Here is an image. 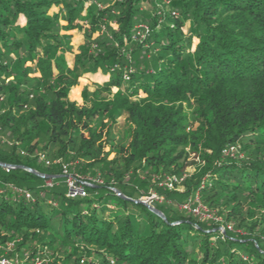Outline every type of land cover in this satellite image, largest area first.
<instances>
[{
    "label": "trees",
    "instance_id": "obj_1",
    "mask_svg": "<svg viewBox=\"0 0 264 264\" xmlns=\"http://www.w3.org/2000/svg\"><path fill=\"white\" fill-rule=\"evenodd\" d=\"M72 29L83 41L70 63ZM185 147L205 165L189 204L244 236L167 202L162 218L106 186L69 196L0 166V256L11 244L19 264H264V0H0V162L58 175L45 160L60 158L106 183L135 170L160 193Z\"/></svg>",
    "mask_w": 264,
    "mask_h": 264
},
{
    "label": "rangeland",
    "instance_id": "obj_2",
    "mask_svg": "<svg viewBox=\"0 0 264 264\" xmlns=\"http://www.w3.org/2000/svg\"><path fill=\"white\" fill-rule=\"evenodd\" d=\"M99 7L102 8V6H99ZM88 27L91 28L90 25H88ZM92 29H93L92 32H94L93 36H96L97 35L96 26H92ZM68 33L72 35V39H71L72 51L67 54V59L71 63L73 60V54H76L78 52L77 46L81 44L83 41V34L77 29H72ZM101 76L102 75L100 74L98 69L95 72H92L90 74L80 75L78 78L77 84L71 88L68 98L71 101H75L76 103L81 105L82 104V99L80 96L81 91L84 88H87L88 91H93L95 89V83L97 82L95 80L100 79ZM112 91H115V89L113 88ZM103 95H106V93H103ZM123 121H124L123 117L117 120V128L123 125ZM92 136H93L92 130L85 133L83 135L84 142L86 144L90 143ZM105 150H107V148H105ZM24 153L25 155H27V152H24ZM113 156L114 154H110L108 156V159L109 160L113 159ZM57 159H60V158H57ZM57 159H54L52 161H55ZM40 161H44V158L40 157ZM53 165L54 164L48 165V166H53ZM56 166L60 168L59 165H56ZM70 168L72 170L69 169V172L73 174V176H75L76 178V182L74 183L82 187L84 193H85L86 187L106 186L107 192H114L117 195L119 196L122 195L130 200L132 199V200H140V201L143 200L144 201L145 198H150L152 194H156L157 199L152 200L146 204L151 205L158 210V208L155 206L156 203L160 204L161 202H167L169 204L175 205L177 208L181 210L187 211V213H190L191 212L190 210L195 207L192 205V203L189 204L190 192H191V189L193 188L192 183L190 182V179L194 173L198 171L202 172V170L205 169V165H204V162L199 159L198 154L196 152L192 151L189 147H185L182 150L181 157L178 160V168L180 169L179 173L181 175H185V179L181 183L175 185L173 188L168 189L170 191L167 192L163 190V191H160V193L156 192L157 189L152 187V183L157 181V177L154 175H151L149 179H145L135 170H132L122 176L120 175L118 171H115V172L111 171L112 174H110L109 176L110 182L106 183L105 180L103 179V171L100 169H97L91 174H89V172H83V173H81L80 171L78 172L74 164L73 165L70 164ZM24 169H27V168H24ZM5 170L7 171L6 168ZM47 172L57 173V171H53L52 169H49ZM58 173L60 174L58 175L45 174L51 177L49 178L42 177L46 179L44 184L48 187H51L54 184V188H61V189L69 190L66 179L62 176L61 168H60V171L58 170ZM56 177H58V179H56ZM85 183H89V184L86 185ZM158 183H159L158 185L160 186L161 181H158ZM76 196H84V195L77 194ZM134 197H137V199H134ZM199 206L201 209V214L197 216L201 217V220L211 221L210 223H207V225H203L205 231H210L213 234L220 233L223 236H230L232 238L244 236V234L240 233L237 227H235V230H231L229 228V225H232V223L230 221L224 222L222 219H220V217L218 216V210H216L215 208H206V207H203L202 205H199ZM190 214H192V212ZM246 215H247L246 210H244L243 216H246ZM251 238H255V236L254 237L251 236ZM252 242H254V240H252ZM42 245L43 244L41 240L38 241L36 243L35 249L38 251L43 250V248L41 247ZM10 248H12L11 244L8 245V251L4 250L3 255L0 256V261L4 259L5 261L11 262L13 264H19V260L16 258V255H14V252H12L13 250ZM35 249H34L35 253L38 252ZM92 249H93L92 246H83L80 248L79 254H81L83 250L91 251ZM38 263L41 264V261L36 260L34 264H38Z\"/></svg>",
    "mask_w": 264,
    "mask_h": 264
},
{
    "label": "built area",
    "instance_id": "obj_3",
    "mask_svg": "<svg viewBox=\"0 0 264 264\" xmlns=\"http://www.w3.org/2000/svg\"><path fill=\"white\" fill-rule=\"evenodd\" d=\"M45 164L46 165L54 164V165H59L60 166V168L62 170V176L66 179V182H67V185H68V188H69V190H68V195L69 196H76L77 194L84 195L83 188L80 187L79 185H76L74 183V182H76V178H75V176H73V174H71L69 172L70 164H66V163L62 162L60 159H57L55 161L45 160ZM5 168L6 169H13L15 167L13 165H9V166H7ZM184 179H185V175H181V174L166 175L160 180L161 181L160 186H163V187H165L167 189H171L175 185L181 183ZM85 184L87 185L89 183H85ZM83 185H84V183H83ZM25 195H26V197H30L29 193H26ZM155 199H157L156 194H152V196L150 198H145V200L144 201L142 200V202H144L146 204V203H148V202H150L152 200H155ZM190 211L193 214H195V215H200L201 214V209H200L199 205L195 206ZM0 264H13V263L5 261L4 259H2L0 261ZM38 264H40V263H38Z\"/></svg>",
    "mask_w": 264,
    "mask_h": 264
},
{
    "label": "water",
    "instance_id": "obj_4",
    "mask_svg": "<svg viewBox=\"0 0 264 264\" xmlns=\"http://www.w3.org/2000/svg\"><path fill=\"white\" fill-rule=\"evenodd\" d=\"M9 165H10V164H6V163H2V162H0V166H2V167H7V166H9ZM14 167H15V168H16V167L26 168L25 166H15V165H14ZM27 169H28V168H27ZM28 170L31 171L32 173L37 174V175H39V176H41V177H44V178H49V177H51V176H48V175H45V174L39 173V172H37V171H35V170L31 169V168H29ZM120 197H122V198H126V197H124V196H122V195H120ZM134 201H135L136 203H141V204L145 205L149 210L153 211L154 213H156V214L159 215L160 217L164 218L163 213H162L161 211L157 210L156 208H154L153 206L148 205V204H145L144 202H142V201H140V200H134Z\"/></svg>",
    "mask_w": 264,
    "mask_h": 264
},
{
    "label": "crops",
    "instance_id": "obj_5",
    "mask_svg": "<svg viewBox=\"0 0 264 264\" xmlns=\"http://www.w3.org/2000/svg\"><path fill=\"white\" fill-rule=\"evenodd\" d=\"M95 81H100V79H96Z\"/></svg>",
    "mask_w": 264,
    "mask_h": 264
}]
</instances>
